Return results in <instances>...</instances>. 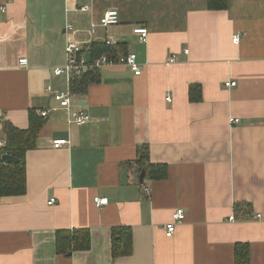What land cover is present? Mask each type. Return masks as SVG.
<instances>
[{
	"label": "crops",
	"instance_id": "0c3cea01",
	"mask_svg": "<svg viewBox=\"0 0 264 264\" xmlns=\"http://www.w3.org/2000/svg\"><path fill=\"white\" fill-rule=\"evenodd\" d=\"M5 3L0 148L5 120L27 129L35 110L45 121L26 155V192L0 198V264H235L237 243L250 244L251 264H264V0H228L218 10L208 0ZM109 9L120 21L103 26ZM140 25L147 42L134 31ZM71 41L84 47L85 72L105 54L131 52L143 69L103 66L85 95L73 93L70 106L91 116L87 124L47 91L72 92L73 80L54 74ZM56 139L69 143L55 148ZM140 147L150 163L168 166L167 178L141 179ZM95 196L109 203L97 207ZM178 208L186 217L167 237ZM122 228L132 252L114 258ZM59 231L87 232L88 248L58 251Z\"/></svg>",
	"mask_w": 264,
	"mask_h": 264
},
{
	"label": "trees",
	"instance_id": "16d2710c",
	"mask_svg": "<svg viewBox=\"0 0 264 264\" xmlns=\"http://www.w3.org/2000/svg\"><path fill=\"white\" fill-rule=\"evenodd\" d=\"M208 3L209 8L214 10L225 9L228 6V0H208ZM90 52L92 53V57L98 56L93 52L92 48ZM99 73V69H92L74 78L71 84L72 93L79 96L85 95L88 92L89 86L99 81ZM44 121L42 116H37L35 110L30 112V125L27 129L18 128L11 122L4 121L3 127L6 133V144L0 148V198L22 195L26 192V155L28 151L36 147ZM5 154L17 157L18 161L8 162L3 160ZM138 163L140 165L139 168L145 170L151 180H162L168 177V166L166 164L150 163L149 152L145 147L139 148ZM115 231L113 237V257L129 255L132 252V233H125L124 228L117 232ZM88 246L89 234L87 232H82L79 238L77 234L69 231H59L57 234L58 251L65 249V252H69L72 248L84 249L88 248ZM235 264H251L249 243H237L235 245Z\"/></svg>",
	"mask_w": 264,
	"mask_h": 264
},
{
	"label": "built area",
	"instance_id": "2783aa9c",
	"mask_svg": "<svg viewBox=\"0 0 264 264\" xmlns=\"http://www.w3.org/2000/svg\"><path fill=\"white\" fill-rule=\"evenodd\" d=\"M12 0H8V2H11ZM8 10V3L5 4H0V11L2 12H7ZM0 17V21H1ZM120 21L119 18V12L116 9H109L107 10L104 15L100 19V24L103 26H108V25H114L117 24ZM68 27H72V25H68ZM135 33L139 35V38L142 42H147L148 41V36H149V30L146 26H138L135 28ZM241 38L240 32H237L234 37L233 41L235 43L239 42ZM110 45H116V41H108ZM83 45L80 42L76 41H71L68 43L66 50L68 53V58H67V64L63 67H56L54 69V74L55 75H64L68 80H73L76 77L81 76L80 73L85 69L86 66V61L84 58H79V55L81 51L83 50ZM107 57V55H105ZM20 64L22 66H26L28 64V59L27 58H22L19 60ZM175 62V57L172 56L168 63L172 64ZM116 64H122L127 67H129L134 74L140 75L143 72L142 66L138 61L137 54L136 53H127L123 54L122 56H117V57H110V58H104L101 56L98 58L95 62V65H97L94 69H100L103 66H110V65H116ZM226 86H235L237 85L236 81H227L225 82ZM47 91L53 94V97L59 102V105L61 107L69 109L73 116L72 119L74 122H77L78 124H87L91 122V116L87 113H85L81 108L77 109H72L70 104H71V95L73 94L69 90L64 92V91H55L53 90L52 87H48ZM168 101L171 100V98L168 96L166 98ZM54 110L57 108L54 107ZM48 114V110L42 111V115L46 116ZM240 120L238 118H231V122H239ZM69 141L67 139H56L54 140V147L59 148L62 147L66 144H68ZM56 201L55 198H52L48 203L53 204ZM94 202L97 207H103L109 203V198L108 197H102V196H95ZM186 213L182 208H178L175 210V212L172 215V220L168 223H166L164 230H165V235L167 237H172L177 229V226L182 223V221L185 219ZM257 218H261V214H257ZM234 216H230V220H233Z\"/></svg>",
	"mask_w": 264,
	"mask_h": 264
},
{
	"label": "water",
	"instance_id": "95a60500",
	"mask_svg": "<svg viewBox=\"0 0 264 264\" xmlns=\"http://www.w3.org/2000/svg\"><path fill=\"white\" fill-rule=\"evenodd\" d=\"M87 58L90 59V54H87ZM3 160L8 161V162H14V161H18V158L15 157V156H13V155H11V154H5V155L3 156ZM145 172H146V171L143 170V172H142V174H141V179H142V180H143L144 177H145V174H146Z\"/></svg>",
	"mask_w": 264,
	"mask_h": 264
},
{
	"label": "bare ground",
	"instance_id": "6f19581e",
	"mask_svg": "<svg viewBox=\"0 0 264 264\" xmlns=\"http://www.w3.org/2000/svg\"><path fill=\"white\" fill-rule=\"evenodd\" d=\"M106 55V54H105ZM105 55H103V57L104 58H110L109 57V55H107V57L105 56ZM79 58L81 59V58H84L85 59V57L83 56V54H80L79 55ZM88 60H90V59H88ZM85 61H86V68L85 69H83V71L80 73V75H82L88 68H89V63L87 62V60L85 59ZM94 65H95V63H94ZM95 66H97V65H95Z\"/></svg>",
	"mask_w": 264,
	"mask_h": 264
}]
</instances>
